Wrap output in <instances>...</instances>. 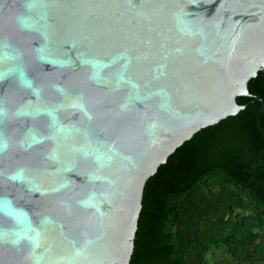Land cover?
I'll return each mask as SVG.
<instances>
[{"label":"water","instance_id":"obj_1","mask_svg":"<svg viewBox=\"0 0 264 264\" xmlns=\"http://www.w3.org/2000/svg\"><path fill=\"white\" fill-rule=\"evenodd\" d=\"M259 72L264 0H0V264H129L147 180L263 113Z\"/></svg>","mask_w":264,"mask_h":264},{"label":"trees","instance_id":"obj_2","mask_svg":"<svg viewBox=\"0 0 264 264\" xmlns=\"http://www.w3.org/2000/svg\"><path fill=\"white\" fill-rule=\"evenodd\" d=\"M248 91L264 102V74ZM236 102L147 180L129 264H264V112Z\"/></svg>","mask_w":264,"mask_h":264}]
</instances>
